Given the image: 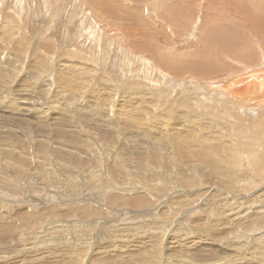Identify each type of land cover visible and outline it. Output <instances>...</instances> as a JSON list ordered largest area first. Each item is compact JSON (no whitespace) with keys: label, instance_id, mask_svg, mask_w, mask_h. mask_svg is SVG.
<instances>
[{"label":"rangeland","instance_id":"obj_1","mask_svg":"<svg viewBox=\"0 0 264 264\" xmlns=\"http://www.w3.org/2000/svg\"><path fill=\"white\" fill-rule=\"evenodd\" d=\"M196 137L232 182L187 184ZM14 182L1 264H264V0H0V192Z\"/></svg>","mask_w":264,"mask_h":264},{"label":"bare ground","instance_id":"obj_2","mask_svg":"<svg viewBox=\"0 0 264 264\" xmlns=\"http://www.w3.org/2000/svg\"><path fill=\"white\" fill-rule=\"evenodd\" d=\"M41 72V71H40ZM28 78L29 79H31L30 78V75L28 76V75H24L23 77H22V79H26V80H28ZM49 84V83H48ZM100 84V83H99ZM106 84V83H105ZM104 86V85H103ZM106 88V87H105ZM16 96H17V94H16ZM98 96V95H97ZM100 96V95H99ZM18 97V96H17ZM102 97V96H101ZM100 97V98H101ZM97 100V99H96ZM18 105V103L17 102H12V103H10L9 104V107H10V110H12L13 108H15L16 106ZM111 105H113V104H111ZM110 105V106H111ZM59 107V106H58ZM29 109V108H28ZM83 109V108H82ZM89 109V108H88ZM30 110V109H29ZM78 110V109H77ZM25 111H27L25 108H19L18 109V115H22V114H26V113H24ZM34 112V111H33ZM84 112H86V111H84ZM60 114V113H59ZM84 114V113H83ZM129 114V113H128ZM57 116H60V115H57ZM121 118H122V116H121ZM133 121V120H132ZM214 122V121H213ZM206 123V122H205ZM210 124V123H209ZM62 126V125H61ZM165 133V132H164ZM40 136V135H39ZM37 138V137H36ZM39 138V137H38ZM37 138V139H38ZM35 140V139H34ZM40 140V139H39ZM39 140L37 141V142H39ZM137 140H138V138H137ZM168 140H170V141H172L171 139H168ZM174 140V139H173ZM140 141H142V140H140ZM203 141H206L204 138H202V137H196V138H192V140H191V142H190V145H193L192 146V148H191V151H193V152H195V150L197 151V149H198V146L203 142ZM257 141V140H256ZM152 142V141H151ZM150 142V144L151 145H153V144H155L154 142H156V139L154 140V142H152L151 143ZM165 142H167V141H165ZM174 144H175V142L174 141H172ZM207 142V141H206ZM35 143V142H34ZM40 143H41V141H40ZM168 143H170L171 144V142H168ZM192 143V144H191ZM43 144V143H42ZM149 144V143H148ZM157 144V143H156ZM155 144V145H156ZM134 145V144H133ZM132 145V146H133ZM169 145V144H168ZM173 145V144H172ZM171 145V146H172ZM206 145V144H205ZM208 146V145H207ZM206 146V147H207ZM63 147V146H62ZM128 147H129V145H128ZM127 147V148H128ZM134 147H136L137 149L140 147V146H135L134 145ZM157 147V146H156ZM174 146H172L171 148H173ZM175 147H177L176 149H180V145H179V143L178 142H176V145H175ZM32 148V147H31ZM37 148V147H36ZM208 148V147H207ZM35 149V148H34ZM64 149H66V148H64ZM38 150H39V148H38ZM181 150V149H180ZM69 151V153H68V155H64V154H61L62 152L61 151H59L58 153H57V155H58V157L59 158H61V157H67V156H69L70 157V160L69 161H66V164L67 163H70L71 165H72V167L75 165L76 166V164L78 163H80L81 161L79 160V159H77L76 157H75V155L74 154H71L72 152V150H68ZM158 151V150H157ZM151 151H149L148 152V154H140L139 156H137L136 155V158H137V160H138V162H142V161H148V159H150L151 157H152V154L150 153ZM192 152V153H193ZM134 153V152H133ZM136 153V152H135ZM151 154V155H150ZM169 155V154H168ZM211 155H213L212 154V152H210V151H206L204 148H203V146H201L200 145V148L198 149V151H197V159L196 160H198V162L197 163H195V161H189V159H188V161H184V160H182V158H180L181 160H182V162H183V164H185V166H187L186 168L185 167H183V169H181L180 170V175H187V177H188V180H187V184L188 185H192V180L194 179L195 180V178H196V176L194 175V174H200L199 176H198V178L195 180L198 184H201L202 182H204V181H201V179H202V177H207V178H205L206 179V181L205 182H208V183H210V184H212L213 182H212V180H210V178L211 177H215V178H217V184L220 186V187H223L224 185H225V182L226 181H230V182H232L231 180H229L227 177H226V173L227 172H232L233 174L235 173V169H234V167L232 166L231 168H230V170H228L227 169V171H226V169H222V168H219L218 166H217V163H216V157L214 156V159H211L210 157H211ZM153 156H154V154H153ZM184 156V155H183ZM131 157V156H130ZM163 157H164V155H163ZM169 157V156H168ZM210 158V159H209ZM186 159V158H185ZM169 160V159H168ZM181 160H179L180 162L179 163H181ZM194 160V159H193ZM90 161V160H89ZM177 161H178V159H177ZM176 161V162H177ZM61 163H63V161H60ZM65 162V161H64ZM164 162V161H163ZM167 162H169V161H167ZM173 162V161H172ZM170 163V162H169ZM169 163H168V165H169ZM190 163H192V164H190ZM198 163H201L202 164V166H200V164H198ZM82 164V163H81ZM166 164V163H165ZM164 164V165H165ZM173 164V163H172ZM194 164V165H193ZM205 164V165H204ZM160 165V164H159ZM182 165V164H181ZM214 165H216L215 167H214V169H216V170H214L213 168H211L212 166H214ZM233 165H236V163H234ZM74 166V167H75ZM173 166H175V165H173ZM204 166H208L207 167V173L205 172V169H204ZM22 167V166H21ZM20 167V169H19V171H18V173H16V174H24L25 173V171L27 172V171H32V169H24V168H21ZM193 167H194V169H193ZM261 167H263V166H261ZM165 168V167H164ZM178 168V167H177ZM179 168H181V167H179ZM166 169V168H165ZM210 171H209V170ZM66 170L68 171V172H71V169H70V167L69 166H67V168H66ZM107 170V169H106ZM192 171V173L190 174V172ZM84 172V171H83ZM87 173V172H86ZM166 174V173H165ZM30 175H32V173L30 174ZM87 175V174H86ZM70 177V176H69ZM88 177V176H87ZM222 177H225V178H227L228 180H223L222 179ZM23 178V177H22ZM29 178V175H27V177L26 178H23L24 179V181L26 182L27 181V179ZM31 179V178H30ZM87 179V178H86ZM194 181V182H195ZM24 182V183H25ZM27 183V182H26ZM236 184V183H235ZM14 185L17 187H14L12 190H9V191H5V192H0V193H2V194H5L6 195V197H15V193L16 192H18V191H20V189L21 188H23L24 189V187L22 186V185H20V183L18 182H14ZM77 185V184H76ZM228 185V183L226 184V186ZM25 186H27V185H25ZM28 187V186H27ZM22 189V190H23ZM229 192V191H228ZM48 196V195H47ZM78 199V198H77ZM193 199V198H192ZM25 200L27 201V200H29V199H26L25 198ZM45 201H47L46 199H45ZM61 201V200H60ZM191 201V200H190ZM195 201V200H194ZM193 201V202H194ZM143 202H146V198H144V197H139V198H137V200L136 201H134V203H131V200H128L127 201V205L128 204H137V205H140V204H142ZM180 204H181V207L182 208H184L185 206H187V202H186V198L185 197H182V199H181V202H180ZM191 206V205H190ZM197 206V205H196ZM54 209V208H53ZM57 209H59V208H56L55 210H57ZM186 209V208H185ZM70 210H72V212L73 213H76V210H73V209H70ZM61 211H63L62 210V208H61ZM54 212V211H53ZM56 212V211H55ZM67 212V211H66ZM66 212H64L63 211V213H65L64 215L62 214V215H58V214H55V213H50L51 214V219H53V220H55L57 223H60V222H62V221H64L65 219V217H63V216H66V220H68V218H71V215H68ZM176 212H177V210H176ZM15 215V214H14ZM59 217V218H58ZM193 217V216H192ZM25 219H27L28 221H31V218L30 217H28V216H26V217H24ZM198 218H196V220H197ZM200 219V218H199ZM202 219V218H201ZM199 221V220H198ZM85 224H87V223H89V222H84ZM84 223H81L80 225H84ZM107 224V223H106ZM215 225V224H214ZM72 226H74V225H72ZM86 226V225H85ZM53 228H57V226H52ZM51 228V227H50ZM191 229V228H190ZM218 229H220V227H218ZM0 230H1V228H0ZM221 230V229H220ZM223 230V229H222ZM66 231H68V229L66 230ZM221 232H223V231H221ZM47 233V232H46ZM3 234V233H2ZM48 234V233H47ZM69 233H65V235H68ZM51 235V234H50ZM54 235L55 234H53V236H50V238L46 241V243H44V242H41V243H39V244H37L34 248L32 247V249H29L26 253L27 254H33V253H36V252H41V251H43L46 247H48V248H53V247H58L59 246V243H60V240H54V238L56 237H54ZM2 236V235H1ZM0 236V245H7L8 246V243H9V241H8V239L7 238H5V237H1ZM212 236V235H211ZM43 237V236H42ZM76 237H79V236H77V235H75V236H73V235H70L68 238H67V241H68V243H70V244H75L76 243ZM4 238L6 239V241L4 240ZM14 240H15V238H14ZM43 240V239H42ZM72 240V241H71ZM73 240H75V241H73ZM55 241H58V243L57 244H55L56 242ZM6 242V243H5ZM30 242V241H29ZM205 242V241H204ZM259 244H261L260 242H256V246H258ZM20 245H22L21 243H20ZM209 244H207V246H208ZM16 247V246H15ZM14 247V248H15ZM211 247V246H210ZM13 249V248H12ZM264 249V248H263ZM56 250V252L55 251H53L52 253H53V255L55 254V255H60V249H58V248H56L55 249ZM1 252V251H0ZM7 252H9V250L7 251ZM10 252H11V249H10ZM199 252H200V250H199ZM2 253H5V252H3L2 251ZM12 253V252H11ZM204 253V252H203ZM18 254V253H17ZM16 254H1L0 255V262L1 263H3V261L5 262V260L7 261L8 260V262H9V259L11 260V258H13V256H15ZM19 255V254H18ZM22 255V254H21ZM202 255V254H201ZM20 256V255H19ZM24 256V255H23ZM46 256H44L43 258H45ZM55 257V256H54ZM43 258H41V260L43 259ZM198 258V257H197ZM21 259V258H20ZM146 259V258H145ZM27 260V259H26ZM54 260V259H53ZM202 260V259H201ZM12 261V260H11ZM210 261V260H209ZM12 262H14V261H12ZM0 263V264H1ZM208 263H210V262H208ZM15 264V263H14ZM190 264H191V262H190Z\"/></svg>","mask_w":264,"mask_h":264}]
</instances>
